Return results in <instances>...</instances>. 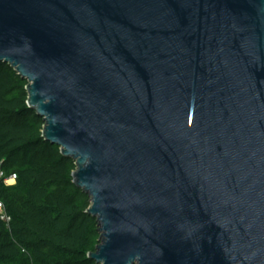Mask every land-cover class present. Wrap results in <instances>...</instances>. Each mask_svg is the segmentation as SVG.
<instances>
[{
  "label": "water",
  "instance_id": "water-1",
  "mask_svg": "<svg viewBox=\"0 0 264 264\" xmlns=\"http://www.w3.org/2000/svg\"><path fill=\"white\" fill-rule=\"evenodd\" d=\"M0 63L75 161L96 264H264V0H0Z\"/></svg>",
  "mask_w": 264,
  "mask_h": 264
},
{
  "label": "trees",
  "instance_id": "trees-1",
  "mask_svg": "<svg viewBox=\"0 0 264 264\" xmlns=\"http://www.w3.org/2000/svg\"><path fill=\"white\" fill-rule=\"evenodd\" d=\"M27 86L0 63V264H96L90 198L73 182L75 161L43 138Z\"/></svg>",
  "mask_w": 264,
  "mask_h": 264
},
{
  "label": "built area",
  "instance_id": "built-area-1",
  "mask_svg": "<svg viewBox=\"0 0 264 264\" xmlns=\"http://www.w3.org/2000/svg\"><path fill=\"white\" fill-rule=\"evenodd\" d=\"M15 181V176H13L10 180L7 181V183L9 184L10 182H14ZM2 210V205L0 204V211Z\"/></svg>",
  "mask_w": 264,
  "mask_h": 264
},
{
  "label": "rangeland",
  "instance_id": "rangeland-1",
  "mask_svg": "<svg viewBox=\"0 0 264 264\" xmlns=\"http://www.w3.org/2000/svg\"><path fill=\"white\" fill-rule=\"evenodd\" d=\"M14 182H10L9 184H13Z\"/></svg>",
  "mask_w": 264,
  "mask_h": 264
}]
</instances>
